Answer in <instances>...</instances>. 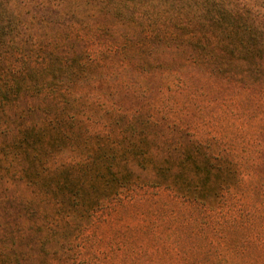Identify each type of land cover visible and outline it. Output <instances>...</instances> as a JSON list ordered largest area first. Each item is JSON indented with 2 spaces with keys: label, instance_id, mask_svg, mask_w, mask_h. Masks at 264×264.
Wrapping results in <instances>:
<instances>
[{
  "label": "rangeland",
  "instance_id": "rangeland-1",
  "mask_svg": "<svg viewBox=\"0 0 264 264\" xmlns=\"http://www.w3.org/2000/svg\"><path fill=\"white\" fill-rule=\"evenodd\" d=\"M217 2L264 43V0ZM125 6L0 0V264H222L232 247L264 264V100L194 62L171 71L169 37L140 54L173 9Z\"/></svg>",
  "mask_w": 264,
  "mask_h": 264
},
{
  "label": "trees",
  "instance_id": "trees-1",
  "mask_svg": "<svg viewBox=\"0 0 264 264\" xmlns=\"http://www.w3.org/2000/svg\"><path fill=\"white\" fill-rule=\"evenodd\" d=\"M113 1L122 6L124 10L127 7L125 4L127 5V2H131V0H110L111 3ZM132 1L136 2V0ZM193 1L196 11L190 13L192 19L202 25V30L200 28H189L188 30L187 27L189 26L185 27L186 25L184 26L182 23L184 16L182 13L186 11L189 0H169V7L173 9V15L169 17V32L166 26H157L155 28L148 26L149 29L142 34L141 42L137 43L139 46L137 51L140 54H143V51L146 50L154 53L159 47L157 43H162L161 40L168 41L166 37H169V57H171L169 67L171 71H181L187 64H193L194 62L196 65H201L205 68L206 76L214 80L221 79L227 83L229 82L228 84H231L236 89L240 88V86H237L239 83L246 80L247 91L255 93L258 98L261 96V99L264 100V90H258L251 83V81L255 82L258 79L261 81V77L264 75V56L261 54L264 49V43H255V38L257 35L262 34L263 30H253L247 21H244L241 25H234V18L231 19V15H228V12H222L219 9L215 12V7L220 8L217 0ZM209 3L210 10L208 8ZM150 18L155 23L160 22L161 19L158 15L150 16ZM172 18L179 22L174 21ZM160 31H163L162 35L159 33ZM157 38L161 39L156 41L155 39ZM184 51L187 54L186 60L184 62H175L176 56L183 54ZM52 80L55 81L54 78ZM228 253L235 255L238 252H235L232 247L227 250V253L216 255L218 262L233 264ZM171 255L173 259L180 258L181 262H177V264H208V259L212 256L211 253L199 254L194 251L188 253L180 251ZM19 259L18 256H15L14 261L16 262ZM132 262H135V260Z\"/></svg>",
  "mask_w": 264,
  "mask_h": 264
}]
</instances>
